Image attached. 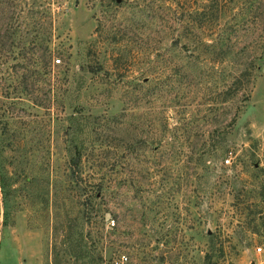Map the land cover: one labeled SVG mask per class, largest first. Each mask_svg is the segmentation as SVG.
Segmentation results:
<instances>
[{"label":"rangeland","instance_id":"obj_1","mask_svg":"<svg viewBox=\"0 0 264 264\" xmlns=\"http://www.w3.org/2000/svg\"><path fill=\"white\" fill-rule=\"evenodd\" d=\"M245 2L0 0V264H264L263 220L236 211L249 177L230 183L264 143ZM204 15L242 54L194 47Z\"/></svg>","mask_w":264,"mask_h":264},{"label":"trees","instance_id":"obj_2","mask_svg":"<svg viewBox=\"0 0 264 264\" xmlns=\"http://www.w3.org/2000/svg\"><path fill=\"white\" fill-rule=\"evenodd\" d=\"M245 6L248 8L246 15L247 18L240 23V26H249L252 19L254 27L259 28V31L262 30L261 35H259V39L253 42L254 47L263 43V51L259 54L260 58V55L264 56V0H246ZM216 8L219 12L220 9L223 8V5L221 6L220 3H217ZM215 22L216 19L211 18L209 15L201 19L198 28L202 32L198 33L196 36L194 47L207 54H211L215 50H218L221 54L230 52L231 55H236L238 50L235 46L239 36H235L234 38L233 36H230V34L226 37L221 36L218 42H214V44L205 41L204 35L206 29L214 26L216 24ZM237 26L239 27V25ZM231 29L232 32L235 33V28L232 27ZM217 45L221 46L222 50L220 48L217 49ZM249 49L251 50V48L247 47L243 50L248 51ZM240 54H242V51L238 53V56ZM256 56L257 54H253L246 59L241 57L242 62L233 63L234 65H237V67H231V69L237 70V72L231 73V79L234 82L232 85V95L237 97L238 94H240L243 97L240 98L242 99L240 100L241 103L247 102L249 100L250 93L252 92V76L254 77V71L257 69L256 62L258 57ZM249 64L250 66H248ZM241 109L242 106H238L236 108L235 115L232 118L233 124L236 123L237 116ZM243 158H246V160ZM234 169L236 171V175L232 177V181L230 182L231 184H235L236 180L239 181L242 175H248L249 177V180L244 183V195L242 198H238L236 211H238L239 215L242 217L243 211L257 210V214L260 215V219L264 222V216H262L264 214V143L257 140L252 142L247 149H244V153L242 157H239ZM239 169H241V172H239Z\"/></svg>","mask_w":264,"mask_h":264},{"label":"built area","instance_id":"obj_3","mask_svg":"<svg viewBox=\"0 0 264 264\" xmlns=\"http://www.w3.org/2000/svg\"><path fill=\"white\" fill-rule=\"evenodd\" d=\"M59 62H60V60H58V63H59ZM112 225L115 226V222H113ZM260 250H261V249H259V251H260Z\"/></svg>","mask_w":264,"mask_h":264}]
</instances>
